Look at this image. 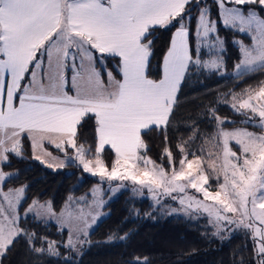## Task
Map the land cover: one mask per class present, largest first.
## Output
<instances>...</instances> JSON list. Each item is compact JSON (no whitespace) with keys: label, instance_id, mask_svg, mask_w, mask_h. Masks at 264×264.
<instances>
[{"label":"snow or ice","instance_id":"1","mask_svg":"<svg viewBox=\"0 0 264 264\" xmlns=\"http://www.w3.org/2000/svg\"><path fill=\"white\" fill-rule=\"evenodd\" d=\"M221 27L250 37L249 45L234 42L241 54L237 73L264 71V0H0V257L21 236L32 251L59 255L56 241L19 226L26 186L3 191L18 175L3 166L10 156L24 158L27 139L33 158L49 168L70 162L101 182H130L134 192L147 189L157 201L170 197L185 213L206 215L217 235L229 226L243 231L251 241L252 264H264V80L231 94L230 104L259 133L228 130L223 125L233 122L210 109L214 130L194 129L176 146L178 168L168 143L167 128L190 69L220 71V55L204 59L201 50L223 44ZM161 29L171 36L154 79L151 37ZM111 60L116 64L110 70ZM88 120H94V132L85 147L80 130ZM156 129L164 134L163 158L171 172L147 156L143 137ZM196 139L203 142L192 152L189 144ZM106 149L114 155L110 164ZM29 214L57 219L68 229L70 249L87 242L82 237L88 235L89 217L96 220L83 209L57 215L50 203L39 201L24 213ZM133 264L147 262L137 257Z\"/></svg>","mask_w":264,"mask_h":264},{"label":"trees","instance_id":"2","mask_svg":"<svg viewBox=\"0 0 264 264\" xmlns=\"http://www.w3.org/2000/svg\"><path fill=\"white\" fill-rule=\"evenodd\" d=\"M196 14L194 11L193 16ZM170 36V31L161 29L151 37L154 39L153 55L150 58L151 78H157L162 53L168 46ZM219 36L225 46V66L232 69L241 57L239 45L234 42L249 40V37L223 27L219 30ZM115 64L116 61L111 60L109 69H114ZM262 80L264 71L248 72L208 88L187 93L186 82L182 83L167 128L168 143L173 149L175 164L181 158L176 152V146L191 132V127L184 125V122L202 115L215 98L218 88L232 82L238 90L257 86ZM213 109L220 117L234 119L231 121L233 123H226L224 127L244 125L258 129L254 124L242 123L244 117L235 113L227 104L215 106ZM93 132L94 120H88L80 130L81 141H87L85 147L92 144ZM143 138L148 149L147 155L157 164H162L167 171L171 170L168 161L163 158V150L166 147L164 134L156 129L148 132ZM23 148V159L10 156V163L3 166L6 173L18 174L7 181L4 188L26 186V196L21 208L37 199L49 200L55 209H60L69 196L82 195L99 182L98 178L83 172L72 163L56 170L46 167L33 158L27 139L23 141ZM48 149L60 153L50 146ZM113 158L112 151L106 149L104 153L106 162L110 164ZM106 209L108 215L98 222L90 233L88 242L79 251L65 246L66 231L60 230L56 224L34 217H21L19 226L28 233L34 232L39 237L56 241L59 255L36 253L31 250L27 239L21 236L11 250L0 257V264H133L137 257L141 260L146 259L147 264H252L250 239L241 234H232L221 241L211 240L204 243L195 222L182 215L167 216L155 211L148 197L138 196L130 189L121 191L106 205ZM35 246L40 247V242L37 241Z\"/></svg>","mask_w":264,"mask_h":264},{"label":"rangeland","instance_id":"3","mask_svg":"<svg viewBox=\"0 0 264 264\" xmlns=\"http://www.w3.org/2000/svg\"><path fill=\"white\" fill-rule=\"evenodd\" d=\"M240 41L243 42V44H245V45H249L250 44V37H249V40L242 39ZM224 49H225L224 41H223V44L219 48L214 49V50L208 49L207 47L202 48L201 56L204 59H208L210 56L213 55V53L219 54L220 58L223 61L222 66H221L219 72L202 70L200 68L190 69L185 80L182 82V83L186 82L185 83V87H186L185 93L190 92V91H196L197 89L208 88V87L213 86V85L220 83L222 81L229 80L230 78L244 74V72H241L238 74L235 67H233L232 69L226 68ZM70 75H71V73H69V76ZM117 79H119V78H117ZM257 87H258V85L254 86V87L242 88V89L237 90V89H235L234 84L232 82H228L227 84H223L221 86V88H218V90L215 93V98L207 106L206 111H204L202 113V115L193 119L192 121H185L184 122L185 123L184 125H186V126L189 125L191 127V132H190L188 137L181 139L180 143H182L184 141H188L189 137L192 136L194 129L196 131L202 133V134H204V133L210 134L214 130L215 125L209 119V116H208L209 110L213 109L215 106H218L221 104H227L230 106L231 100H232L231 94H233V93L241 94L246 89L257 88ZM221 118H224L227 121H233L234 120L232 117H221ZM244 127H247V126L236 125L233 127H225V128L228 130H231L233 128H244ZM247 128L249 131H253V132H257V133L260 132L259 128L258 129H251L249 127H247ZM202 142H203L202 139H196L193 143L189 144L190 151H192V152L197 151V149L200 148ZM207 150L211 151L212 146L209 145ZM52 154H53V156L60 157L61 159H63L62 153L60 154V153L52 152ZM188 158L192 159L193 157L189 156ZM68 163H70V162H68ZM68 163H66V164H68ZM44 165L47 167L46 163ZM175 167H177V168L179 167V162L177 164H175ZM50 169L56 170L59 168L52 167ZM171 170H169V172H171ZM89 175H91V174H89ZM94 177L98 178L99 182H97L91 189H89L86 193H84L82 195L69 196L67 198V200L64 202V205L60 209H55L49 200L34 199V200L30 201L27 205H25L23 208H21L22 204L20 205L19 213H18L19 217L20 218L21 217H34L32 214H29L27 216L24 215V213L27 211L29 206L33 204V201H39L40 204L50 203L52 206V209L54 210V212L57 215H59L61 213V211L66 210V209H71L74 213L77 212L79 209H83L85 211V213L91 212L92 216L96 217L95 222H93L91 217H89L90 227H88L86 229L88 232V235H87V237H82V239H86V241L88 242L90 233L93 231L95 226L98 224V222L100 220H102L103 218H105L108 215V210L106 209V205L111 200H113L121 191H123L125 189H130V190H132V192L134 194H136L138 196L148 197L151 200L155 211L162 213L164 215H167V216L182 215V216H185L187 219L195 222L198 226L199 236L202 238L204 243H207L211 240L221 241V240H224L227 237L231 236L232 234H241L245 238H248L243 231H240V230L230 231L229 228L232 226H229V228H225V230L222 231L219 235L215 234L216 229L208 223V219H207L206 215L197 214L195 212H193L192 214H187L183 210H181V206L179 205L178 201H175V200L171 199L170 197L160 196L159 200L157 201V199H154L152 194L149 193L147 191V189L143 190L142 193L141 192H134L133 191L134 186L130 182H127V181H124V182H119V181L101 182L100 178L98 176H94ZM121 184H123L124 186L121 187L120 186ZM22 187H25V186L20 185V186L9 187V188L3 187V191L7 192L10 189H20ZM210 190H213V191L216 190L215 182H212V188ZM189 193L196 195L197 198H199V199H202V195L195 193L194 190L190 189ZM174 195H179V194H174ZM25 196H26V193L24 192L23 201L25 199ZM23 201H22V203H23ZM208 203H211V201H208ZM5 207H6V204H5ZM20 218H19V220H20ZM36 219L40 220V221H44V222H52V223L56 224L60 230H62L59 221L55 218L43 216V217H36ZM18 223H19V221H18ZM74 223H78V222L74 221ZM63 230L66 231V235H67L65 242H64V244L66 245L67 241H68V229L64 228ZM86 243L78 244L74 250L79 251L83 246H85Z\"/></svg>","mask_w":264,"mask_h":264}]
</instances>
